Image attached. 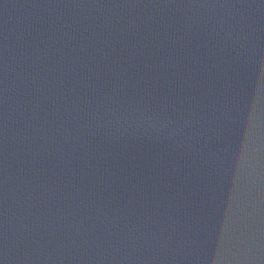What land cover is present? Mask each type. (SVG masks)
Segmentation results:
<instances>
[{"label": "water", "instance_id": "95a60500", "mask_svg": "<svg viewBox=\"0 0 264 264\" xmlns=\"http://www.w3.org/2000/svg\"><path fill=\"white\" fill-rule=\"evenodd\" d=\"M0 264H264V0H0Z\"/></svg>", "mask_w": 264, "mask_h": 264}]
</instances>
